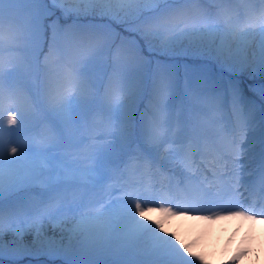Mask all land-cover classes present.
I'll return each instance as SVG.
<instances>
[{
  "label": "snow or ice",
  "instance_id": "6c2138e0",
  "mask_svg": "<svg viewBox=\"0 0 264 264\" xmlns=\"http://www.w3.org/2000/svg\"><path fill=\"white\" fill-rule=\"evenodd\" d=\"M236 2L0 0V259L22 251L31 235L63 264H204L195 241L165 232L163 214L264 215V105L245 91L264 98V6L243 0L241 13ZM56 7L64 24L47 23ZM81 15L102 22L80 24ZM45 46L41 78L29 54ZM177 51L214 60L228 78L192 69L191 102L177 107L169 66L157 61L151 84L142 72L148 56ZM102 67L112 69L107 114L90 121L87 101ZM20 70L39 80V100L13 78ZM145 95L137 134L127 113ZM206 160L222 165L209 168L212 179L201 167ZM153 204L162 215L149 221Z\"/></svg>",
  "mask_w": 264,
  "mask_h": 264
},
{
  "label": "rangeland",
  "instance_id": "374dc122",
  "mask_svg": "<svg viewBox=\"0 0 264 264\" xmlns=\"http://www.w3.org/2000/svg\"><path fill=\"white\" fill-rule=\"evenodd\" d=\"M238 2H241L240 4L238 3V8L241 9V13H243V8L245 7V4L243 2V0H237ZM258 0H251V3L254 5L255 8L259 9L260 7L264 6L261 5L260 3H257ZM260 2V0H259ZM239 5L241 7H239ZM21 7H25V6H21ZM55 11V15L49 17L47 23H52L55 20H59V22L61 24L65 23V17L63 16V14L61 13L59 7H56L54 9ZM106 19V18H105ZM80 24H90V23H101V18L100 17H93L91 15H81L77 21ZM67 23L71 24L73 23L72 19H67ZM8 25V20L7 17L5 18V28H7ZM118 32L121 33L122 36L128 38V39H132V36L129 33H126L123 31L122 28H117L116 29ZM45 53H47V47H44L43 50ZM43 52H40L39 49L33 51L32 53L29 54V59L32 60L33 64H39L40 69H41V78H42V69H43ZM5 57H8V53L7 51H5L4 53ZM147 59L151 60V64L145 68L142 69V72L147 76L148 78V82L149 84H151V77L153 72L156 70V63L157 61H160L162 64L168 65L170 68L171 73L173 74L174 80L176 82V93H175V99L173 100V103L179 107V105L181 104V100L184 101L185 104H188L189 102H191V96L190 94L186 91V81L190 82L191 81V77H192V69L196 68V69H205L208 72L216 75L217 77H223L224 79L228 78V70L225 68H222L217 62H215L214 60H211L207 57H203V56H199L193 52H188L185 53L183 51H177L175 54L169 55V56H159L156 54H153L151 56H148ZM110 62V61H109ZM111 74L109 67L107 68H100L99 70H97L94 74L92 83L94 85V87L92 88V96L89 97L88 101H87V105H88V112H89V120H95V121H102L104 119V117L106 116V108H105V104H104V100H103V96H104V88L102 86V84L105 82L104 79H106V75L108 76ZM187 73V75H186ZM13 78L18 81L19 83H21L22 85H24L25 89L27 92L32 93L33 97L35 95H37V87L34 84L35 80H38L34 75L29 76L27 75L24 70H20L18 72L13 73ZM108 80V78H107ZM39 84V81H37ZM107 83V81H106ZM249 83V81L247 79H244V84L247 85ZM246 90H248L246 88ZM245 90V91H246ZM251 92V91H249ZM254 96L255 101H257L258 104L260 105H264V98H260L258 95H254L253 93H249V97ZM256 96H258L259 98H257ZM147 100L145 99V97L143 98V100L141 102H139L138 106L133 108L130 112L127 113L128 116V122L130 125H134L135 126V131L138 134L139 133V125L141 122V116L139 118V123H135V120L137 118V114L140 110V112L143 110L145 111L146 107L149 104V97H147ZM197 104L203 105L205 107H207L208 105L206 104V102H203V100L201 101H196ZM216 103H220V101H217ZM228 107V102L225 105V111L227 110ZM142 111V114H143ZM219 113H217L218 115ZM7 115L8 113L5 112L4 114V121H5V127H8L7 125ZM38 117L41 119L42 123H43V112H38ZM114 148L115 150L120 153L121 150V141L119 139L116 140V143L114 144ZM128 152H131V149L127 150ZM128 155L122 154V159L124 161H127V159H129V157H127ZM35 165L39 166L41 163V158H36V160L34 161ZM31 242V241H29ZM7 254V253H6ZM56 256L55 254H49L47 251L41 250L39 248V246H35V245H30L28 246L27 249L22 250L20 253L15 254L13 256H8V257H3L2 259H0V264H14V261L17 260H21L20 264H63V257L57 255L59 258L62 259V261L60 260H56L53 259L51 260L50 256ZM207 258V257H206ZM191 259V257H190ZM48 260V261H47ZM56 261H58L59 263H57ZM196 264H199V261H196Z\"/></svg>",
  "mask_w": 264,
  "mask_h": 264
},
{
  "label": "bare ground",
  "instance_id": "6f19581e",
  "mask_svg": "<svg viewBox=\"0 0 264 264\" xmlns=\"http://www.w3.org/2000/svg\"><path fill=\"white\" fill-rule=\"evenodd\" d=\"M205 163L208 167L204 164L201 167L210 179L212 172L209 168L214 165L208 160ZM217 169L221 171L222 165ZM243 192L244 189L241 188L239 195ZM148 207L151 210L146 211L145 215L148 216L149 221L161 218L162 214L157 210V205L153 204ZM214 211L217 212L214 217L206 211L175 216L163 214L166 216L163 225L165 232L175 233L176 238L186 245L195 241L194 254L203 256L204 264H264V218L249 219L248 217L252 214L235 215L215 209ZM48 232L51 234L50 229ZM9 239L10 237L6 235L5 242L7 243ZM29 241H32L31 235L25 237L26 247L24 249L33 245ZM8 256L5 254L3 257ZM50 258L62 261L57 255H52Z\"/></svg>",
  "mask_w": 264,
  "mask_h": 264
},
{
  "label": "trees",
  "instance_id": "16d2710c",
  "mask_svg": "<svg viewBox=\"0 0 264 264\" xmlns=\"http://www.w3.org/2000/svg\"><path fill=\"white\" fill-rule=\"evenodd\" d=\"M45 55H47V53H45V54L43 55V58H42L43 63H44V57H45ZM109 70H110V72L112 71L111 68H109ZM107 73H109V72H107ZM36 90L38 91V88H37ZM30 94L32 95V93H30ZM32 96H33V95H32ZM34 98H36L37 100H39V97H38L37 95H35Z\"/></svg>",
  "mask_w": 264,
  "mask_h": 264
}]
</instances>
